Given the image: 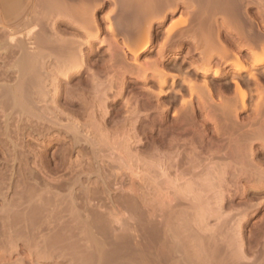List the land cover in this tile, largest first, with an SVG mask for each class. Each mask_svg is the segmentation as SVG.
Returning a JSON list of instances; mask_svg holds the SVG:
<instances>
[{
    "label": "rangeland",
    "instance_id": "1",
    "mask_svg": "<svg viewBox=\"0 0 264 264\" xmlns=\"http://www.w3.org/2000/svg\"><path fill=\"white\" fill-rule=\"evenodd\" d=\"M138 1L95 0V39L52 0L0 13V264H264V0ZM55 38L94 45L60 71Z\"/></svg>",
    "mask_w": 264,
    "mask_h": 264
},
{
    "label": "bare ground",
    "instance_id": "2",
    "mask_svg": "<svg viewBox=\"0 0 264 264\" xmlns=\"http://www.w3.org/2000/svg\"><path fill=\"white\" fill-rule=\"evenodd\" d=\"M67 1V0H66ZM71 1V0H70ZM77 1H79V0H77ZM76 1V2H77ZM115 1V0H114ZM117 2H118V0H116ZM127 1V0H126ZM138 1V0H137ZM140 1V0H139ZM138 1V2H139ZM143 1V2H142ZM141 2L143 3V5H144V2H148V3H150V2H156V3H163V1L162 0H142ZM161 1V2H160ZM167 2H168V4H170L171 3V1L170 0H166ZM165 1V2H166ZM173 1V0H172ZM242 0H224V3L226 4L225 6L226 7H224V8H226L227 9V5H228V8L231 10V11H234V9H236L237 8V6H236V8H233V7H235V6H233V4H239L240 2H241ZM246 1V0H245ZM30 2V1H29ZM80 2H82L81 3V5H79V6H76L78 3H76L75 4V6L76 7H72L70 4H68V3H65L63 0L61 1V0H52V5L51 6H53V9L54 10H56V11H54V12H58V11H68V12H73V14H74V19H77V21L78 20H80V25L79 24H76V25H79V28L77 27V30L78 31H81V32H83V33H87V34H89V33H91V29H94V33H95V35H93V37H91V38H93V39H95V38H97L98 37V34L101 32V28H100V26L98 25V23L96 22V21H94V19H93V15L91 16V20L89 19V17H90V15H89V17H86V13H88V12H90L89 10H92V8H94V5H95V0H80ZM131 2V1H130ZM170 2V3H169ZM173 2H177V1H173ZM172 2V3H173ZM201 2V1H200ZM216 2H218V1H216ZM220 2H223V1H219V4L218 3H216V4H218L219 6H220ZM133 3V2H132ZM131 3V4H132ZM187 3V2H186ZM186 3H185V5H186ZM198 3V2H197ZM205 3V2H204ZM80 4V3H79ZM139 4V3H138ZM188 4H191V2L190 3H188ZM214 4V3H213ZM216 4H214V5H216ZM244 4V3H243ZM73 5V4H72ZM140 6V5H139ZM149 5H147L146 7H148ZM167 6V5H166ZM188 7H190L189 5H187ZM217 6V5H216ZM187 7V8H188ZM205 7H206V5H205ZM221 7V6H220ZM222 7H223V4H222ZM143 8H144V6H143ZM219 8V7H218ZM223 8V9H224ZM239 8V7H238ZM150 9H152V8H150ZM206 9V8H205ZM212 9V8H211ZM222 9V8H221ZM204 10V9H203ZM218 10H220V9H218ZM47 11V10H46ZM114 11V10H113ZM207 11V10H206ZM224 12H225V10H223ZM239 11V10H238ZM75 12V13H74ZM94 12V11H93ZM112 12V11H111ZM211 12V10L210 11H207V12H204V14L206 15V13H210ZM212 12H213V10H212ZM237 12V11H236ZM152 13V12H151ZM223 13V12H222ZM90 14V13H89ZM126 14H127V12H126ZM128 14H130V11H129V13ZM132 14V13H131ZM214 14V12L212 13V15ZM241 14V13H240ZM124 15V14H123ZM209 15V14H208ZM230 15V14H229ZM228 15V16H229ZM232 15V14H231ZM238 15V14H237ZM2 16V15H1ZM127 16V15H126ZM129 16V15H128ZM201 16V15H200ZM207 16V15H206ZM205 16V18H207L208 19V16L206 17ZM214 16V15H213ZM227 16V15H226ZM240 16V15H239ZM209 17H210V15H209ZM235 17H237L236 15H235ZM88 18V19H87ZM106 18L109 20V22H110V24H109V29H110V31L112 32V34H113V36H114V42L115 43H117L118 42V36H119V33H120V30H121V28H120V26H118L115 22H113V20H112V13L111 14H108L107 16H106ZM150 18V17H149ZM226 18V17H225ZM224 18V19H225ZM232 19V18H231ZM235 19H237V18H235ZM144 20V19H143ZM209 20H211V21H209V28L210 29H214V27H216L217 29H218V21H217V18H215V16L214 17H211V19H209ZM151 21V20H150ZM206 21H208V20H206ZM231 21H233V20H231ZM237 21V20H236ZM240 21V20H239ZM21 22V21H20ZM139 22V21H138ZM144 21H142V23H143ZM230 22V21H229ZM227 23V21H225V24H227L228 26L230 25L231 26V23ZM72 23V22H71ZM141 23V24H142ZM151 23V22H150ZM233 23H235L234 21H233ZM232 23V24H233ZM237 23V22H236ZM140 24V23H139ZM140 24V25H141ZM144 24H146V23H144ZM143 24V25H144ZM240 24V26H241V23H239ZM70 25V24H69ZM127 27H132V25L133 26H135V23H127ZM247 25H249V24H247ZM10 26V25H9ZM126 26V25H125ZM223 26V25H222ZM5 27H6V25H5ZM150 27V26H149ZM220 27V26H219ZM234 28H235V31L237 30L238 32H240V34H241V31L239 30V25H235L234 24V26H233ZM143 28V27H142ZM229 28H232V27H229ZM233 28V29H234ZM2 29V28H1ZM32 29V28H31ZM132 30V29H131ZM5 31V30H4ZM219 31V30H218ZM218 31H217V34H218ZM234 31V30H233ZM31 32V31H30ZM185 32V31H184ZM210 32V31H209ZM214 32H215V30H214ZM5 33V32H4ZM6 33H7V31H6ZM5 33V34H6ZM9 33H10V30H9ZM248 33V32H247ZM20 34V33H19ZM176 34V33H175ZM178 34V33H177ZM185 34H187V33H185ZM201 34V33H200ZM7 35V34H6ZM55 35V34H54ZM169 35V34H168ZM202 35H203V32H202ZM245 35V34H244ZM185 36V35H184ZM204 36V35H203ZM220 36V35H219ZM24 37V36H23ZM43 37V36H42ZM42 37H41V39H42ZM56 37V36H55ZM62 37V36H61ZM137 37H139L138 35H137ZM170 37H171V35H170ZM186 37V36H185ZM207 37H208V35H207ZM39 38H40V36H39ZM209 38V37H208ZM247 38V37H246ZM19 39V37H17L16 38V40L14 41V39L12 38L11 39V41H13V42H15L14 44H13V46H12V44L11 45H9V47H16V48H18L17 50H14L13 48H9L8 49V46H7V49H8V51L7 52H9V53H13V55L15 56V54H16V57H14L13 55H12V57H14V59H13V61H14V63H13V66L17 69V71H18V73H19V77H21V78H24L25 79V81L26 82H29L30 83V81H31V78L34 76L33 74H34V70H35V68H37V71L38 70H40L41 68H45V67H47L46 65H47V63H44L43 65L42 64H40L42 61L44 62V60L46 59V57L48 56V54H47V52H46V50H44L43 48L41 49H39V50H34V49H32V47L33 46H30V44L31 43H24L23 41H22V37H21V40H18ZM47 39V38H46ZM46 39H45V41H46ZM51 39V38H50ZM63 39V38H62ZM77 39V38H76ZM68 40L67 39V41L65 40V42L64 41H62L61 39H59V38H55V39H53V40H49L50 41V46L52 47L51 49H53V50H51L52 52H54V50H56L55 52H57L58 54L56 55V56H52V54L49 56V58L52 56L53 57V59H54V62H55V66H56V68L57 69H61V68H65L64 70H66V68H68L69 66H71V65H73V64H75V63H83L84 62V60H85V58H86V55H85V53H84V51H83V49H82V45H84V44H89L90 46H93L94 44H93V42H92V40L90 39H87V41H81V39H79V41L78 40ZM123 40V43H124V45H125V47L128 49V50H136V49H133L130 45L131 44H129L130 43V41H131V38L130 37H128V36H126L125 37V35H124V38H122ZM136 39V38H135ZM194 39V38H193ZM198 39V38H197ZM205 39V38H204ZM234 39V38H233ZM3 40V39H2ZM7 40V39H6ZM28 40V39H27ZM36 40V39H35ZM34 40V41H35ZM40 40V39H39ZM5 40H3L1 43H3ZM41 41H43V40H41ZM81 41V42H80ZM212 41V40H211ZM6 42L7 41H5V46H6ZM38 42V41H37ZM36 42V43H37ZM216 42V41H215ZM43 43H46V42H42V44ZM49 43V42H48ZM151 43V39H149V38H147V39H145V41H144V43H143V45H141L140 47H139V49L138 50H144L149 44ZM112 44H114V43H112ZM209 44V43H208ZM217 44V43H216ZM216 44H214V43H210V45H208L209 47H208V49L206 50V51H209V50H214V48L217 46L218 47V45H216ZM219 44V43H218ZM249 44V43H248ZM3 45V46H4ZM44 45V44H43ZM42 45V46H43ZM223 45V44H222ZM0 46H2V45H0ZM37 46V48H39L38 46L39 45H36ZM40 46H41V44H40ZM41 46V47H42ZM168 46V45H167ZM220 46V48H221V44L219 45ZM246 47V46H245ZM249 47V50L251 51V52H254V47L253 46H248ZM15 48V49H16ZM92 48V47H91ZM6 49V48H5ZM12 49V50H11ZM50 49V48H49ZM122 49V48H121ZM119 50V49H118ZM224 51V50H223ZM213 52V51H212ZM49 53V52H48ZM8 54V53H7ZM10 55V54H9ZM53 55H54V53H53ZM206 55V54H205ZM224 55V58H225V53L223 54ZM223 55H222V57H223ZM2 56V55H1ZM264 56V55H263ZM262 56V57H263ZM4 57H5V55H4ZM11 57V58H12ZM16 58V59H15ZM223 58V59H224ZM56 60V61H55ZM42 62V63H43ZM47 62V61H46ZM208 62H210V61H208ZM50 63H52V62H50ZM113 63H114V61H113ZM155 63H156V61H155ZM115 64V63H114ZM12 65V64H11ZM8 66V65H7ZM53 66V65H52ZM38 67H40V69H38ZM54 67V66H53ZM52 68V67H51ZM5 69V68H4ZM63 69H61L62 71H64ZM7 70V69H6ZM11 70V69H10ZM42 70V69H41ZM60 70V71H61ZM14 71V70H13ZM13 71H11V72H13ZM57 71V70H56ZM56 71H54L55 73H56ZM9 72V71H8ZM10 72V73H11ZM43 74V76L45 75L44 74V72H42V71H39V73L38 72H36V73H38V74H41V73ZM6 73V72H5ZM4 73V74H5ZM14 73V72H13ZM15 73H16V70H15ZM14 73V74H15ZM18 73H17V75H18ZM49 73H50V76L52 77V75L53 74H51L52 72H47L46 74H47V76H49ZM3 74V75H4ZM14 74H13V76H14ZM31 74L33 75L32 77H31ZM64 75L66 74L65 72L63 73ZM217 74V73H216ZM6 75V74H5ZM4 75V76H5ZM7 75H8V73H7ZM57 75H58V73H57ZM36 76H37V74H36ZM36 76H34V77H36ZM43 76H42V78H43ZM46 76V75H45ZM47 76H46V78H47ZM67 76V75H66ZM5 77H9V76H5ZM10 77H11V74H10ZM9 77V78H10ZM15 77V76H14ZM39 77H41V75H39ZM68 77V79L71 77V75H69V76H67ZM65 78V77H64ZM255 78V77H254ZM16 79V78H15ZM32 79H34V78H32ZM39 79V78H38ZM37 79V80H38ZM44 79H45V77H44ZM44 79H42L41 80V78H40V80L41 81H44ZM71 79V78H70ZM30 80V81H29ZM48 80V79H47ZM54 80V79H53ZM32 81H34V80H32ZM63 81V80H62ZM23 82V81H22ZM35 82H36V79H35ZM57 83V82H56ZM60 83V82H59ZM33 84V83H32ZM31 84V85H32ZM102 84V83H101ZM28 85H30V84H28ZM43 85V84H42ZM45 85V84H44ZM103 85V84H102ZM60 86V85H59ZM7 87V86H6ZM28 87V86H27ZM42 87V86H41ZM45 88V87H44ZM56 88V87H55ZM3 89H5V88H3ZM33 89V88H32ZM37 89V88H36ZM46 89V88H45ZM2 90V89H1ZM7 90V89H6ZM41 90V89H40ZM5 91V90H4ZM4 91H2L3 93H4ZM8 91H9V89H8ZM1 92V93H2ZM6 92V91H5ZM12 92V91H11ZM96 92V91H95ZM104 92V91H103ZM244 92V91H243ZM9 94V93H8ZM243 95H244V93H243ZM40 97V96H39ZM43 97V96H42ZM34 102V101H33ZM36 102V101H35ZM180 155V154H179ZM217 167V166H216ZM218 169V168H217ZM204 170V169H203ZM216 172H218L217 170H216ZM211 174V173H210ZM213 174V173H212ZM204 175V174H203ZM202 176V175H201ZM200 176V177H201ZM206 178H208V177H206ZM213 178V177H212ZM210 179V178H209ZM216 179V178H215ZM213 180V179H212ZM190 191V190H189ZM210 191V190H209ZM3 199V198H2ZM19 204H20V202H18ZM8 205H10V204H8ZM12 205V204H11ZM2 206H5V205H2ZM30 207V206H29ZM14 208V207H13ZM11 210H12V208H11ZM4 212V211H3ZM26 212V211H25ZM6 213V212H5ZM27 217V216H26ZM1 223V222H0ZM90 224V223H89ZM49 225V224H48ZM92 225V224H91ZM37 237V236H36ZM186 238V237H185ZM146 239V238H145ZM103 240V239H102ZM132 240V239H131ZM187 240V239H186ZM208 240V239H207ZM222 241V240H221ZM224 241V240H223ZM209 242V241H208ZM3 244V243H2ZM4 245V244H3ZM172 245V244H171ZM215 245V244H214ZM3 248H5V247H3ZM7 248V247H6ZM13 249V248H12ZM150 249V248H149ZM7 250V249H6ZM148 250V249H147ZM4 251H5V249H4ZM10 251V250H9ZM32 251V250H31ZM7 252V251H6ZM8 253V252H7ZM241 253V252H240ZM32 254V253H31ZM139 254V253H138ZM28 255V254H27ZM134 255V254H133ZM193 255V254H192ZM2 257H3V255H2ZM45 257V256H44ZM156 257V256H155ZM192 257H194V256H192ZM241 257V256H240ZM134 259V258H133ZM146 259V258H145ZM174 259H176V258H174ZM0 260H2L1 259V256H0ZM141 260V259H140ZM173 260V259H172ZM171 260V261H172ZM24 260L23 259H21V257L18 259V263L17 264H24V262H23ZM134 261V260H133ZM10 262V261H9ZM197 262V261H196ZM220 264V263H219Z\"/></svg>",
    "mask_w": 264,
    "mask_h": 264
},
{
    "label": "crops",
    "instance_id": "3",
    "mask_svg": "<svg viewBox=\"0 0 264 264\" xmlns=\"http://www.w3.org/2000/svg\"><path fill=\"white\" fill-rule=\"evenodd\" d=\"M30 0H0V13L2 17L16 16Z\"/></svg>",
    "mask_w": 264,
    "mask_h": 264
}]
</instances>
